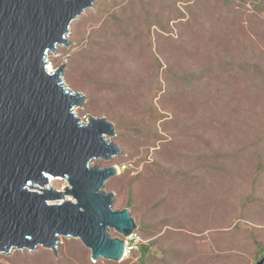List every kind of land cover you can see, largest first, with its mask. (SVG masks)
I'll use <instances>...</instances> for the list:
<instances>
[{
  "label": "rangeland",
  "instance_id": "374dc122",
  "mask_svg": "<svg viewBox=\"0 0 264 264\" xmlns=\"http://www.w3.org/2000/svg\"><path fill=\"white\" fill-rule=\"evenodd\" d=\"M67 38L50 66L66 61L63 80L85 95L78 117L114 124L125 154L91 164L118 167L104 189L113 209L130 201L140 242L153 240L145 264L264 258V75L251 69L264 71V0H97ZM90 254L60 236L56 254L14 249L0 264H142L132 250Z\"/></svg>",
  "mask_w": 264,
  "mask_h": 264
},
{
  "label": "water",
  "instance_id": "95a60500",
  "mask_svg": "<svg viewBox=\"0 0 264 264\" xmlns=\"http://www.w3.org/2000/svg\"><path fill=\"white\" fill-rule=\"evenodd\" d=\"M96 1L0 0V253L41 246L56 254L63 236L78 238L93 261H121L137 228L104 189L118 167L91 164L125 154L109 139L114 124L75 114L85 95L63 80L66 61L48 69L50 53L70 44L72 21ZM53 178L66 185L54 188Z\"/></svg>",
  "mask_w": 264,
  "mask_h": 264
},
{
  "label": "trees",
  "instance_id": "16d2710c",
  "mask_svg": "<svg viewBox=\"0 0 264 264\" xmlns=\"http://www.w3.org/2000/svg\"><path fill=\"white\" fill-rule=\"evenodd\" d=\"M246 66H248V64ZM244 69L246 70V68H244ZM251 69H252V72L253 71H258V72H261L260 74L264 75V71L261 68H259L258 66H256V65H252ZM195 75L196 74H194V73H185V74L181 75L180 80L188 82V81L191 80L192 77H195ZM250 79L257 80L258 77L257 76L256 77L253 76ZM258 166L260 168H262V166H263L261 156L258 157ZM129 206H130V201L127 202V207H129ZM135 231H136L137 235L139 236V240L136 242L135 247L132 248V251L133 252L137 251L139 253V258H140L141 263L145 264V261H146L147 257L149 255H152V245L154 244V242H153V240H150L147 243L140 242L141 238H140V235L138 233V230L136 229Z\"/></svg>",
  "mask_w": 264,
  "mask_h": 264
},
{
  "label": "built area",
  "instance_id": "2783aa9c",
  "mask_svg": "<svg viewBox=\"0 0 264 264\" xmlns=\"http://www.w3.org/2000/svg\"><path fill=\"white\" fill-rule=\"evenodd\" d=\"M139 240V236L137 235L136 231H134L128 238H126V247L124 256H126L133 247H135L136 242Z\"/></svg>",
  "mask_w": 264,
  "mask_h": 264
},
{
  "label": "bare ground",
  "instance_id": "6f19581e",
  "mask_svg": "<svg viewBox=\"0 0 264 264\" xmlns=\"http://www.w3.org/2000/svg\"><path fill=\"white\" fill-rule=\"evenodd\" d=\"M48 69L51 71L53 70L52 66H50V65L48 66ZM53 179H55V178H53Z\"/></svg>",
  "mask_w": 264,
  "mask_h": 264
}]
</instances>
